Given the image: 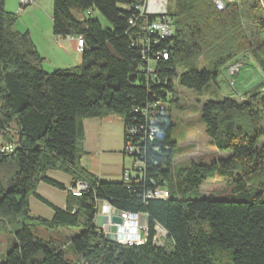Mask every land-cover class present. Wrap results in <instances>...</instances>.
Returning a JSON list of instances; mask_svg holds the SVG:
<instances>
[{
    "label": "trees",
    "instance_id": "16d2710c",
    "mask_svg": "<svg viewBox=\"0 0 264 264\" xmlns=\"http://www.w3.org/2000/svg\"><path fill=\"white\" fill-rule=\"evenodd\" d=\"M251 1L218 11L211 0H170L174 34L151 43L143 58L138 29L129 25L134 14L126 11L135 0H53V35L82 38L85 45L77 68L49 74L28 33L15 31L18 15L0 0V233L11 231L16 241L0 264H73L64 245L36 236L32 226L83 229L70 240L81 264H223L225 254L228 264H264V80L242 102L213 95L202 105L206 135L228 158L177 166L173 155L178 124L172 112L175 104L181 109L177 80L185 89L207 92L246 52L264 74V42L254 47L242 24V7ZM255 3L251 10L262 8L259 0ZM95 11L111 29L73 15ZM255 23L264 36V15ZM157 51L166 52L167 60L154 62V73L148 74ZM156 102L162 103L156 122L160 133L145 139L147 172L140 181L100 182L84 169L86 120L116 115L126 139L130 129L140 128L138 112ZM142 124L147 128L148 122ZM6 147L12 151L1 152ZM49 171L86 183L88 192L79 198L69 192L66 209L54 207L36 194L42 182L66 189L46 177ZM227 173L236 177L229 198H198L206 182ZM159 186L167 187L169 199H144ZM31 197L54 211L51 221L30 217ZM100 202L117 213L146 216V242H111L96 224ZM156 226L167 233L161 247L153 243Z\"/></svg>",
    "mask_w": 264,
    "mask_h": 264
},
{
    "label": "rangeland",
    "instance_id": "374dc122",
    "mask_svg": "<svg viewBox=\"0 0 264 264\" xmlns=\"http://www.w3.org/2000/svg\"><path fill=\"white\" fill-rule=\"evenodd\" d=\"M167 3L166 10L169 12L170 0ZM255 5L254 0L242 7V24L251 43L254 47H257L264 42V36L260 33L255 20L263 17L264 9L262 7L256 11L251 10ZM20 8L19 0H6L7 11L18 15V21L14 27L15 31L21 34L28 33L31 43L44 58V71L51 74L58 70L77 68L80 54L70 43L72 40L61 41L52 33L53 0H37L25 10L21 11ZM73 15L78 20L92 17L103 28L111 29L110 23L96 11L83 15L73 12ZM263 78L264 74L256 65L252 56L246 52L226 68L224 75L217 84L211 85L207 92L204 91L199 94L190 91L181 87L177 80V98L181 109H178L175 104L172 112L173 119L178 124L173 135L176 142V147L173 150V155L176 157L175 165L187 166L192 162L208 165L228 158L230 154L219 153L213 141L206 135L205 127L201 122L202 105L205 101L212 99L213 95L217 96L216 100L231 97L238 102H242L245 94L260 81H263ZM260 127L264 131V120ZM235 178V174L231 176L230 173L225 174V176L216 175L214 179L206 182L198 190V198L212 197L215 200L229 198L236 187ZM82 230L57 231L41 226L31 227L32 233L36 236L44 240L54 239L64 245L66 258L73 264L81 263L80 258L70 246V240L78 236ZM15 243L11 231L0 233V254H5ZM222 263H229L226 254L222 256Z\"/></svg>",
    "mask_w": 264,
    "mask_h": 264
},
{
    "label": "built area",
    "instance_id": "2783aa9c",
    "mask_svg": "<svg viewBox=\"0 0 264 264\" xmlns=\"http://www.w3.org/2000/svg\"><path fill=\"white\" fill-rule=\"evenodd\" d=\"M168 0H135L131 6L126 8V11L133 13L134 16L129 20V25L134 29L137 28L136 41L139 47L142 49V57L145 58L149 51V45L160 44L162 41L170 39L174 34V24L172 18L169 16L166 6ZM218 11H224L228 5L239 3L240 0H211ZM261 6L264 9V0H259ZM35 3L34 0H20L21 7L31 6ZM22 11L23 9L20 8ZM77 50L81 53L84 48V41L82 38L74 39ZM155 60H149L146 73L153 74L154 62L159 60H167V53L164 51L155 52ZM162 106L161 102L150 104L147 109L140 113L141 119L137 123L140 127L134 126L128 131L126 139L123 134V149L122 156L128 162V166L122 171L120 181L127 185H132L137 180H141L146 172L147 165L143 156L142 147L144 146L145 139L153 140L159 135V128L156 126V122L159 119V107ZM148 122L147 128L143 125V122ZM11 147L1 149V152H10ZM153 182V181H152ZM88 186L82 181L76 182L69 192L73 197L79 198L85 192H88ZM170 194L166 186H159L153 190L148 191L144 199L145 200H159L165 201L169 199ZM99 216L103 217L100 225L97 224ZM114 217L122 219V224H116L113 222ZM146 216L134 213H117L116 210L111 207L107 202L99 203V213L97 216L96 224L100 231H102L111 242L120 245H143L147 240L148 233V219L146 225H142L141 221ZM117 227V232L107 231L106 229ZM161 230V231H160ZM156 235L153 239V243L161 247L165 244L167 233L160 226L155 227ZM164 238V239H163Z\"/></svg>",
    "mask_w": 264,
    "mask_h": 264
},
{
    "label": "crops",
    "instance_id": "0c3cea01",
    "mask_svg": "<svg viewBox=\"0 0 264 264\" xmlns=\"http://www.w3.org/2000/svg\"><path fill=\"white\" fill-rule=\"evenodd\" d=\"M20 5V0H19ZM57 38V37H56ZM67 42L72 38H57ZM77 50L75 42H70ZM80 54L79 65L82 63ZM78 65V66H79ZM85 130V156L82 159V165L85 170L94 175L98 181L106 183H118L121 178L122 170L128 166L127 160L122 156L124 126L122 119L116 115H110L101 118L88 119L84 122ZM46 177L54 182L63 185L65 190H58L45 183H40L36 194L49 202L54 207L65 210L69 189L74 185L72 178L62 172L49 171ZM30 217L33 219H44L51 221L54 211L41 203L36 197H31ZM103 220L99 216L97 224L100 225ZM142 225H146L147 219L143 218ZM117 232V227L106 229L107 231ZM3 253L0 254L2 256Z\"/></svg>",
    "mask_w": 264,
    "mask_h": 264
},
{
    "label": "water",
    "instance_id": "95a60500",
    "mask_svg": "<svg viewBox=\"0 0 264 264\" xmlns=\"http://www.w3.org/2000/svg\"><path fill=\"white\" fill-rule=\"evenodd\" d=\"M113 222L116 223V224H122V219L119 218V217H114L113 218Z\"/></svg>",
    "mask_w": 264,
    "mask_h": 264
}]
</instances>
